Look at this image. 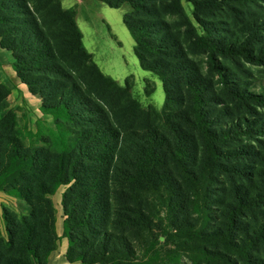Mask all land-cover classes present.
Returning a JSON list of instances; mask_svg holds the SVG:
<instances>
[{
	"label": "trees",
	"instance_id": "1",
	"mask_svg": "<svg viewBox=\"0 0 264 264\" xmlns=\"http://www.w3.org/2000/svg\"><path fill=\"white\" fill-rule=\"evenodd\" d=\"M100 1L113 8L130 5L123 21L135 40L141 67L163 81L164 110L175 103L173 92L181 83L189 93L188 109L176 112L167 127L148 119L138 127L122 130L111 116L103 91L119 98L127 91L105 77L95 64L83 44L74 9L64 8L61 0H0V45L12 54L18 79L41 98V110L53 116L58 126L55 137L61 146L55 150L27 144L16 112L0 114V191L29 205L27 214L3 206L0 264H48L60 238L53 196L63 185L67 186L61 201L63 235L68 239L65 256L71 263L137 264L132 259V243L122 229L133 236L147 230L155 215L153 202L159 197L171 221L184 229L189 239L218 237L248 263L260 264L250 258V250L256 241H264V222L242 244L232 236L248 212H260L264 207V171L259 173L262 182L258 186L239 189L236 179H248L250 174L228 163L230 155L223 148L233 134L243 130L218 131L214 127L215 120L208 114L213 98L208 93L210 85L191 71L193 61L171 20L180 19L189 26L184 31L186 44L202 49L210 60L241 54L254 60L249 38L236 42L221 37L219 26L203 16L214 15L222 6L219 0H191L196 25L189 20L181 0ZM263 29L264 24H258L252 33ZM84 69L88 75H82ZM92 83L95 89H90ZM84 86L90 92L84 91ZM10 91L0 84V102ZM236 92L242 99L264 105V94ZM131 105L140 110L134 101ZM254 131L264 135V123ZM221 176L233 187L218 185ZM215 188L229 200L214 198ZM255 189L254 194L249 192ZM217 202L223 207L219 215L224 228L209 230L217 219L211 212Z\"/></svg>",
	"mask_w": 264,
	"mask_h": 264
},
{
	"label": "rangeland",
	"instance_id": "2",
	"mask_svg": "<svg viewBox=\"0 0 264 264\" xmlns=\"http://www.w3.org/2000/svg\"><path fill=\"white\" fill-rule=\"evenodd\" d=\"M64 8L75 11V20L82 31V41L88 52L92 53L93 60L105 77H110L127 91L123 97L114 96L105 91L104 95L110 106L111 116L122 130H128L147 123L148 119L158 126L167 125L175 115L188 109L189 93L183 83L176 86L173 96L177 97L173 105L164 110L166 93L162 79L154 72L141 67L135 54V40L123 21V14L130 12L131 7L124 3L119 8L110 7L100 0H61ZM221 7L215 9L214 15H203L213 24L219 26L221 37H231L230 40L242 42L249 38V49L254 60L246 58L243 54L234 56L218 55L214 60L202 49L189 47L186 44L189 28L180 19L171 20L176 35L180 36L182 46L187 57L193 61L191 71L204 82L209 83L208 93L213 98L209 102L208 114L214 121V127L220 131L223 128H240L241 133L233 134L227 147L230 157L228 163L243 167L250 174L248 179L237 178L241 190H248L250 186L260 184L264 171V135L254 130L264 123V105L253 100L240 98L236 93L247 92L264 94V29L261 33L253 35V28L264 22V0L244 3L241 0H219ZM181 4L189 20L196 25L194 17L195 5L191 0H181ZM254 25V26H253ZM227 30V31H226ZM227 40V39H226ZM188 42V41H187ZM13 62L12 54L0 49V84L8 86L9 95L0 102V114L13 110L17 115V125L22 130L25 142L29 145H46L55 150L61 148L55 137L58 126L54 123L52 115L41 110V98L34 96L24 84L18 83L11 77ZM215 65H214V64ZM216 66V67H215ZM80 76L79 73H75ZM82 75H88L84 69ZM5 80V81H4ZM18 80V78H17ZM95 84L90 89H95ZM84 86V91L90 92ZM94 96V95H93ZM118 98L120 104L117 105ZM139 104L136 110L130 103ZM171 102V99L169 100ZM146 113H148L146 115ZM167 127V126H166ZM246 128L252 132L246 133ZM240 132V131H238ZM253 178V179H249ZM254 180V181H252ZM232 188L231 182L221 176L218 185ZM219 188V187H218ZM214 191L223 200L228 195ZM67 186H61L53 196L57 209V233L59 240L57 252L62 254L68 247V239L63 235L62 195ZM254 194V191H249ZM227 199V200H226ZM153 221L147 230L138 231L140 236H133L128 230L122 229L134 248L132 259L137 264H254L248 263L242 255L230 251L229 245L218 237L189 239L184 235V229H178L171 221L167 206L163 199L157 197L153 202ZM3 206L19 214H27L29 205L15 196L0 193V232L5 233V220ZM221 203L217 202L212 213L217 216L208 226L209 230L215 227L224 228L220 211ZM196 216L195 214L192 215ZM264 222V207L262 211L248 212L241 221V228L235 231L232 238L239 244L244 243L250 234H255L260 223ZM112 229V227H111ZM120 230V229H119ZM118 233V229L114 230ZM120 233V232H119ZM253 236V235H252ZM206 246L205 252L202 248ZM250 258L264 264V241L258 240L252 244ZM74 264H81L75 262Z\"/></svg>",
	"mask_w": 264,
	"mask_h": 264
},
{
	"label": "crops",
	"instance_id": "3",
	"mask_svg": "<svg viewBox=\"0 0 264 264\" xmlns=\"http://www.w3.org/2000/svg\"><path fill=\"white\" fill-rule=\"evenodd\" d=\"M0 49H1V51H3L4 49L1 47V45H0ZM11 67H12V71L10 72V75H11V77L14 79V81H15V83L18 81V82H21L19 79L17 80V75H16V72H15V70H14V68H13V65H12V63H11V65H10ZM5 81V80H4ZM17 82V83H18ZM22 85H24V83H18V85L17 86H22ZM29 91V90H28ZM33 95V94H32ZM34 96H36V95H34ZM0 193H3V194H5L6 195V193H4V192H2V191H0ZM75 263V262H74ZM74 263H71V262H69L68 260H67V258H66V256H65V252H62V254H59L58 252H57V250H55V251H53L52 253H51V255L49 256V261H48V264H74Z\"/></svg>",
	"mask_w": 264,
	"mask_h": 264
}]
</instances>
